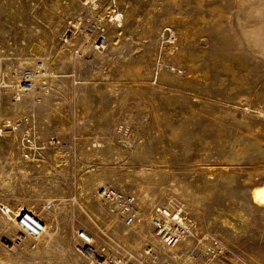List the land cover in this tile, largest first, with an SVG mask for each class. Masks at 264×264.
I'll list each match as a JSON object with an SVG mask.
<instances>
[{
	"label": "rangeland",
	"instance_id": "1",
	"mask_svg": "<svg viewBox=\"0 0 264 264\" xmlns=\"http://www.w3.org/2000/svg\"><path fill=\"white\" fill-rule=\"evenodd\" d=\"M263 185L264 0H0V204L46 225L32 249L0 217V264H90L77 231L134 264H264ZM155 206L184 242L155 238Z\"/></svg>",
	"mask_w": 264,
	"mask_h": 264
},
{
	"label": "built area",
	"instance_id": "2",
	"mask_svg": "<svg viewBox=\"0 0 264 264\" xmlns=\"http://www.w3.org/2000/svg\"><path fill=\"white\" fill-rule=\"evenodd\" d=\"M31 86V73H24L22 90L25 92ZM23 91L16 94L14 99L19 101ZM21 152L23 157L31 156L33 139L26 133L21 138ZM101 202L107 207L109 212L126 227L134 225L138 221L136 201L133 197L124 195L114 189H102L99 193ZM47 204L45 209H49ZM0 217L9 219L19 229L23 237L33 241L31 248H35V242L44 233L46 225L42 218L28 210H17L13 212L8 206L0 204ZM148 224L151 227L155 238L167 248H173L184 242L189 235L186 228L185 218L179 210L164 206H155L150 212ZM76 238L87 248V254L92 258L90 264H134L130 258L119 259L109 253L105 254V249L98 253L92 245V238L84 231H77ZM219 242L212 241L205 247L206 255H215L219 250Z\"/></svg>",
	"mask_w": 264,
	"mask_h": 264
},
{
	"label": "bare ground",
	"instance_id": "3",
	"mask_svg": "<svg viewBox=\"0 0 264 264\" xmlns=\"http://www.w3.org/2000/svg\"><path fill=\"white\" fill-rule=\"evenodd\" d=\"M252 196H253V200L256 202V204L264 205V185L260 188L254 189L252 191Z\"/></svg>",
	"mask_w": 264,
	"mask_h": 264
}]
</instances>
